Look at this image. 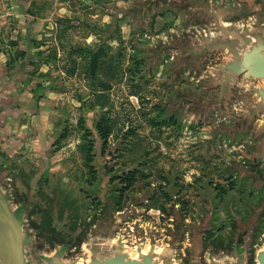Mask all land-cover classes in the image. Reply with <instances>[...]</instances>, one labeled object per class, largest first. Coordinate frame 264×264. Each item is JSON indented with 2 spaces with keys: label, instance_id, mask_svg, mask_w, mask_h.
<instances>
[{
  "label": "rangeland",
  "instance_id": "rangeland-1",
  "mask_svg": "<svg viewBox=\"0 0 264 264\" xmlns=\"http://www.w3.org/2000/svg\"><path fill=\"white\" fill-rule=\"evenodd\" d=\"M10 1L0 0V17L5 20L12 19ZM144 1L22 0L20 19L0 24L2 70L11 75L23 67V78L13 92L32 100V104L13 106L18 116L12 119L11 139L27 133L17 151L0 163H14L26 173L47 163L42 189L50 197L52 213L58 209L56 198L62 192L80 205L81 223L99 214L102 206L93 197L96 193L110 196L108 189L114 184L109 175L130 171V180L115 181L119 189H125L119 219L125 227H135V238L143 242L151 237L161 245H174L185 264L189 251L200 250L204 230L215 225L217 239L223 240L219 235L225 238L230 229L229 203L245 212L250 210L249 203L264 199V192H250L247 183L241 185L246 194L239 191L241 186L239 190L229 188V182L236 181L224 170L241 161V148L219 134L230 125L235 105L227 113H202L192 102H184L179 106L180 132L154 126L172 113L170 99L177 92L187 90L207 98L212 91L205 90L200 79L188 71L175 73V51L161 53L160 59L150 63L155 57L154 39L167 33L181 36L192 25L185 26L186 13L169 3H160L141 15L138 9ZM101 46L97 74L92 77L90 56L82 51H96ZM219 58L217 54L206 57L208 64ZM134 59L143 62L139 74L133 71ZM100 121L110 128L109 150L103 154L101 140L92 133ZM37 141L43 142L42 150ZM91 142L95 148L88 152ZM221 185L229 191L220 200L216 187ZM41 215L34 213L32 221L39 223ZM115 226V218L106 215L96 231ZM139 228L146 236L139 235ZM263 234L264 227L257 242ZM45 235H39L37 243L46 250ZM135 238L129 234L130 243ZM36 251L30 253L33 259ZM75 256L81 258L79 253Z\"/></svg>",
  "mask_w": 264,
  "mask_h": 264
},
{
  "label": "water",
  "instance_id": "water-1",
  "mask_svg": "<svg viewBox=\"0 0 264 264\" xmlns=\"http://www.w3.org/2000/svg\"><path fill=\"white\" fill-rule=\"evenodd\" d=\"M144 2L138 9L141 15L151 11L153 6L169 3L186 13L185 26L192 25L181 36L167 33L154 39L155 57L150 63L160 59L161 53L167 55L168 51H175V73L180 75L188 71L200 79L205 90L212 91L207 98L187 90L177 92L176 97L170 99L174 109L168 116L178 118L179 106L184 102H192L202 113H227L231 104L235 105L237 111L229 117L230 125L218 134L226 135L230 143L239 145L241 161L234 162L224 172L234 175L237 190L247 183L250 192L263 193L264 0ZM215 54L219 55V60L208 64L206 57ZM5 88L1 83L0 159L10 158L23 139V135L11 139L8 119L14 114L13 104L20 98L7 94ZM40 158L43 159L41 154ZM16 167L14 163L6 166L0 163V264H181L174 245H161L157 238L151 237L143 242L135 238V227H125V222L119 219L122 213H118L117 197L113 193L116 184L108 189L110 196L97 193L93 196L102 206L100 212L81 223L80 205H75L62 192L60 198H56L58 209L52 213L50 197L44 196L42 189V182L48 175L47 163L29 173ZM114 175H109V182ZM100 179L98 173V181ZM249 206L250 210L241 212L229 203L230 229L225 238L219 235L223 240L217 239L215 225L204 230L200 250L189 251L185 264H264V234L256 241L264 227V199L249 203ZM36 212L42 213L39 223L31 219ZM106 215L115 218V228L96 231ZM136 231L146 236L144 229ZM45 233L49 244L46 250L37 243V237ZM130 233L135 238L132 243ZM35 250L33 259L30 253ZM78 253L81 258L77 260Z\"/></svg>",
  "mask_w": 264,
  "mask_h": 264
},
{
  "label": "trees",
  "instance_id": "trees-1",
  "mask_svg": "<svg viewBox=\"0 0 264 264\" xmlns=\"http://www.w3.org/2000/svg\"><path fill=\"white\" fill-rule=\"evenodd\" d=\"M102 50H103V47H99L96 51H82L84 53H88V55L90 56V65H89V69H90V75L92 77H95L97 72V68H98V60H99V57L101 56V53H102ZM20 56L24 57V53H21ZM134 63H135V66H134V70L136 72V74H139L141 71L139 70L141 65L143 64L142 61H139V60H136L134 59ZM85 76H87V74H85ZM104 89L106 88H102L101 91H104ZM154 126H158V127H172V129L174 130V132L178 133L180 132V129H181V121L177 118V117H174V116H162L161 120L158 121V122H155L154 123ZM93 134H95L97 137H99V140H101V143H100V152L101 154H103L105 151L108 152L109 150V147H108V142H107V138L110 134V128L107 124L104 123V121H100L99 123L96 124V129L94 132H92ZM88 152L90 151H93V149L95 148V144L93 142H91L90 144H88ZM94 156V155H93ZM133 174H130V171H123L121 173V175H116V176H113L111 179H110V183L111 184H115L116 182L115 181H118L119 184L120 182H122L123 180H130L131 176ZM132 182V181H131ZM130 182V184H131ZM130 184L126 185L125 188H127ZM124 187H121V189H119L118 187L114 190V194L116 195L117 197V210H119V207H120V203H121V199H122V194H123V191H124Z\"/></svg>",
  "mask_w": 264,
  "mask_h": 264
},
{
  "label": "crops",
  "instance_id": "crops-1",
  "mask_svg": "<svg viewBox=\"0 0 264 264\" xmlns=\"http://www.w3.org/2000/svg\"><path fill=\"white\" fill-rule=\"evenodd\" d=\"M21 1L22 0H11L10 1V5L11 6H10V12H8V14H11L12 19L6 18L7 20H5L3 17H0L1 18V20H0L1 26H2V23H6L7 21L8 22H13V21H15L17 19H20V15L18 13L22 10V8H24ZM4 15L5 14L2 13V16H4ZM19 24H21V21H18L16 23L17 26H19ZM16 34H18L17 31H16ZM22 36L23 35L21 34L20 37H22ZM1 57H4L3 53H0V58ZM22 72H23V67L22 68L20 67L19 70H17L15 73H13L11 75H6L3 72L2 67L0 65V84L1 83H4L6 85L5 90H6V93L7 94L13 95L16 98H20V100H18L16 103H14L13 106H15L16 104L24 103V102H27V103L32 104L31 98L25 97V96H22V95H16L13 92L14 89H15V87L17 86V83L19 81H21L22 78H23ZM13 111H14V114L11 115L9 117V119H8V123H9L10 129H11L10 130L11 131V135H13V133H14V126L12 124V119L17 118V116H18V114L16 113V111L15 110H13ZM26 133L23 132V133H20V135H25ZM39 138H42V136H39ZM43 146H44L43 142L40 143L39 141H37V147L38 148H41L42 149Z\"/></svg>",
  "mask_w": 264,
  "mask_h": 264
},
{
  "label": "flooded vegetation",
  "instance_id": "flooded-vegetation-1",
  "mask_svg": "<svg viewBox=\"0 0 264 264\" xmlns=\"http://www.w3.org/2000/svg\"><path fill=\"white\" fill-rule=\"evenodd\" d=\"M235 187H236V184L234 183V182H232V181H230L229 182V188L230 189H235ZM217 188V197L221 200V199H223V198H225L226 199V197L228 196V191L229 190H227V189H225L224 188V186H219V187H216ZM241 193H245L246 194V189L243 187V186H241V188H240V190H239ZM246 196H248V194L246 195Z\"/></svg>",
  "mask_w": 264,
  "mask_h": 264
},
{
  "label": "built area",
  "instance_id": "built-area-1",
  "mask_svg": "<svg viewBox=\"0 0 264 264\" xmlns=\"http://www.w3.org/2000/svg\"><path fill=\"white\" fill-rule=\"evenodd\" d=\"M187 130H188V126H186V128H185V131H184V132H185V133H187Z\"/></svg>",
  "mask_w": 264,
  "mask_h": 264
}]
</instances>
